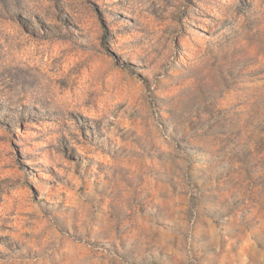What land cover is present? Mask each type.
Instances as JSON below:
<instances>
[{
  "label": "rangeland",
  "instance_id": "rangeland-1",
  "mask_svg": "<svg viewBox=\"0 0 264 264\" xmlns=\"http://www.w3.org/2000/svg\"><path fill=\"white\" fill-rule=\"evenodd\" d=\"M0 264H264V0H0Z\"/></svg>",
  "mask_w": 264,
  "mask_h": 264
}]
</instances>
